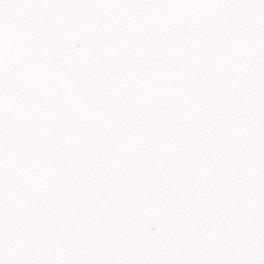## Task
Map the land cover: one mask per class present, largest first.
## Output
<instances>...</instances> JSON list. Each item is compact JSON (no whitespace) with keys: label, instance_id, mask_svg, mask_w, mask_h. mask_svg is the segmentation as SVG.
<instances>
[{"label":"snow or ice","instance_id":"obj_1","mask_svg":"<svg viewBox=\"0 0 264 264\" xmlns=\"http://www.w3.org/2000/svg\"><path fill=\"white\" fill-rule=\"evenodd\" d=\"M0 264H264V0H0Z\"/></svg>","mask_w":264,"mask_h":264}]
</instances>
